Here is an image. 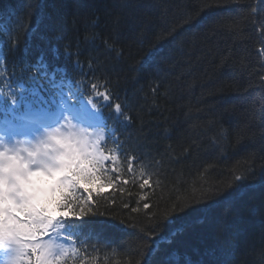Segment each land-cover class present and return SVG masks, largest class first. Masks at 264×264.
<instances>
[{
  "label": "trees",
  "instance_id": "obj_1",
  "mask_svg": "<svg viewBox=\"0 0 264 264\" xmlns=\"http://www.w3.org/2000/svg\"><path fill=\"white\" fill-rule=\"evenodd\" d=\"M68 92L103 108L120 143L102 151L130 183L94 192L96 215L79 230L86 251L66 264H144L145 250L152 264H259L264 0H0V117ZM117 102L130 123L114 120L107 105ZM241 132L249 138L238 143ZM253 165L251 179H235ZM142 176L151 187H139Z\"/></svg>",
  "mask_w": 264,
  "mask_h": 264
},
{
  "label": "snow or ice",
  "instance_id": "obj_2",
  "mask_svg": "<svg viewBox=\"0 0 264 264\" xmlns=\"http://www.w3.org/2000/svg\"><path fill=\"white\" fill-rule=\"evenodd\" d=\"M18 46V42L14 43L13 50ZM65 55L73 54L66 51ZM78 55L75 54L73 63L80 68ZM153 59L151 52L146 53L141 67ZM52 76L54 78L55 73ZM91 87L95 89V83ZM98 94L106 101L110 99L106 92ZM64 96L67 103L61 98L60 106L67 115L54 114L51 125L35 121L39 128L33 134L34 144L21 146L19 141L8 143L6 137L0 138V257H8V264H66L72 255V246L80 238L79 230L92 223L87 219L90 214L96 215L92 211L94 192L115 188L117 181L123 185L130 183L127 178L121 180L122 172L117 170L114 158L102 151L101 140L75 128L69 116L82 119L83 112L68 111V106L76 101L70 92L63 93ZM11 103H19L15 94ZM107 106L112 108L117 123L131 122L120 103ZM87 118L100 128L107 127L102 109L95 105L91 106ZM59 120L66 123L55 126V121ZM238 136V143L249 138L244 132ZM111 140L114 144L120 143L115 128H112ZM136 159L135 155L127 157L126 172L133 179L132 161ZM260 160L264 166V157ZM106 161L112 162V167H106ZM245 171L247 175L235 179L242 182L251 179L255 166ZM146 185L151 187L149 179L142 176L139 187L143 189ZM249 187L255 188V185ZM235 195L233 193V198ZM150 206L148 203L143 205L145 209ZM230 227L231 223L225 220L220 232L224 239L223 253L227 256L232 254L227 235ZM65 229L67 231H62ZM61 240L70 243L66 246ZM144 255L147 257L144 264H152V252L145 250ZM217 264H229V261L221 259ZM259 264H264V253Z\"/></svg>",
  "mask_w": 264,
  "mask_h": 264
},
{
  "label": "rangeland",
  "instance_id": "obj_3",
  "mask_svg": "<svg viewBox=\"0 0 264 264\" xmlns=\"http://www.w3.org/2000/svg\"><path fill=\"white\" fill-rule=\"evenodd\" d=\"M91 106L90 104L84 102V104L82 105L81 109H77L75 111H82L83 112V118L82 119H88V113L91 110ZM89 120V119H88ZM92 125L96 126L93 122H91ZM97 128V139H100L101 142H103L106 139V134L104 132V130L98 126H96ZM34 144V142H33Z\"/></svg>",
  "mask_w": 264,
  "mask_h": 264
}]
</instances>
